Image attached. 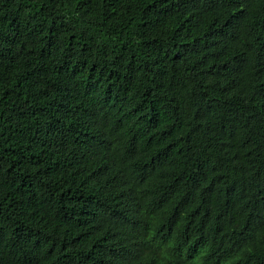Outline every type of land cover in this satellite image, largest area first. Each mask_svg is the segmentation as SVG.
Returning <instances> with one entry per match:
<instances>
[{
    "label": "trees",
    "instance_id": "obj_1",
    "mask_svg": "<svg viewBox=\"0 0 264 264\" xmlns=\"http://www.w3.org/2000/svg\"><path fill=\"white\" fill-rule=\"evenodd\" d=\"M0 264H264V0H0Z\"/></svg>",
    "mask_w": 264,
    "mask_h": 264
}]
</instances>
